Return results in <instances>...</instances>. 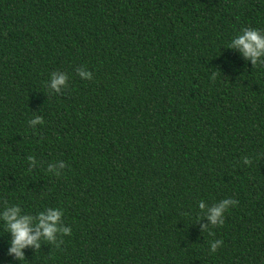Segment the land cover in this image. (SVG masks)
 I'll return each instance as SVG.
<instances>
[{
	"label": "trees",
	"instance_id": "16d2710c",
	"mask_svg": "<svg viewBox=\"0 0 264 264\" xmlns=\"http://www.w3.org/2000/svg\"><path fill=\"white\" fill-rule=\"evenodd\" d=\"M246 27L264 0H0V212L72 230L20 262L0 221V264H264V68L227 48Z\"/></svg>",
	"mask_w": 264,
	"mask_h": 264
},
{
	"label": "clouds",
	"instance_id": "9594fccd",
	"mask_svg": "<svg viewBox=\"0 0 264 264\" xmlns=\"http://www.w3.org/2000/svg\"><path fill=\"white\" fill-rule=\"evenodd\" d=\"M228 49L238 51L246 61H250L256 68H264V31L246 27L242 29L235 37L232 38ZM81 79L92 80L93 75L90 71L80 67L76 69ZM217 72H220L217 70ZM216 72L212 73V79H216ZM49 89V95L60 94L62 90L69 88V77L63 72H54L51 74L50 82L46 83ZM33 130L37 125L44 123L43 118L39 115L28 121ZM32 168L37 166L35 157H27ZM244 164L251 165L252 161L245 157ZM67 167L63 161L57 169L55 165H48L49 172H55L59 177L61 170ZM238 201L233 198H226L218 203L208 206L204 201L198 204L201 215L198 222L207 220L209 223H201L203 233L214 236L212 228L223 227L225 224V213L230 207L238 206ZM64 212L61 209L47 208L37 215L24 214L18 205H9L4 201L3 211L0 212V221L3 222L4 228L11 235L9 255L20 262L26 259L25 249L32 248L36 252L41 250L42 242L55 246L57 249L64 244L63 237L70 236L72 230L65 226L63 222ZM223 240H215L210 243V254H214L223 246Z\"/></svg>",
	"mask_w": 264,
	"mask_h": 264
}]
</instances>
